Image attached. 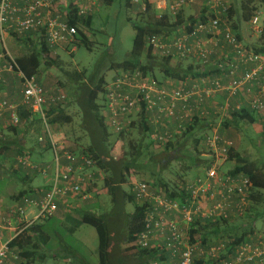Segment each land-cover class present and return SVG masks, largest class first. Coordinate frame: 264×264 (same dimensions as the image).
I'll return each instance as SVG.
<instances>
[{"label":"built area","instance_id":"built-area-1","mask_svg":"<svg viewBox=\"0 0 264 264\" xmlns=\"http://www.w3.org/2000/svg\"><path fill=\"white\" fill-rule=\"evenodd\" d=\"M0 0V79L4 71L15 73L23 87L22 105L31 113L37 114L42 123L48 127L46 115L52 105L63 102L64 94L46 96L45 91L35 78H27L18 69L15 59L5 46L6 38H26L36 34L44 38L49 50L71 48L73 53L80 44L79 23L72 24V11L78 10V17H87L94 8L104 0ZM205 2L216 14L207 22H198L188 34H180L173 38L148 36L146 47L159 57L185 59L196 55L203 65H207L212 55V45L209 42L220 34V14L225 13L228 0H158V9H168L173 14L182 10L188 3ZM144 10V8H143ZM224 14V15H225ZM258 15L252 18L251 24L258 30ZM194 45L192 38H198ZM226 40L237 50L236 55L244 64L243 73H238L237 64H231L227 70L226 84L220 79L210 81L201 77L196 83L187 86L179 82L175 88H169L156 79L147 76L141 69L120 70L105 86L103 93L102 116L109 130L114 134L130 128L133 119L143 108L149 115L152 128L150 139L159 145L174 140L184 130L182 121L189 120L193 115L210 116L213 113L207 109L206 103L217 93H226L229 98L236 97L244 87L252 93L254 84L264 80V54L246 51L236 43L229 29L226 28ZM208 40V41H207ZM216 40V38H215ZM4 62V64H3ZM248 102L250 110L259 112L264 109V90L251 95ZM228 103V100H227ZM225 105L230 109L229 104ZM234 110L242 109L240 104H234ZM14 125L20 119L15 105L7 101L0 103V117L4 113ZM177 122L171 128L170 123ZM42 143L49 142L53 152V167L47 165L42 169L34 167L46 175L52 168L50 188L40 197L23 195L16 204L8 210L0 209V264H6L14 254L7 244L31 224L53 217L59 203L70 196L83 195L89 185L90 177H82L72 153L59 146L49 130L39 137ZM207 159L199 169V174L192 180L178 186L184 190L185 202L169 199L164 189H154L146 182L133 181L132 191L138 201L149 203L146 212L145 229L137 239L141 248H150L153 243L164 248L177 259L176 264H196L197 260L205 261L206 257L213 264H264V241L261 239L244 242L237 246L234 255L228 259L221 256L226 251L223 242L211 244L207 248L192 243L190 230L197 221L228 219L229 215L241 217L251 203L253 192L249 178L243 174L232 175L223 172V166L229 161L230 151L234 148L231 140L217 132L205 135L201 142ZM62 160L67 163L62 166ZM21 164L28 165L26 159ZM91 162H87L90 164ZM150 208H152L150 210ZM150 210V211H149ZM32 215L29 219L28 216ZM5 233L9 236L6 237ZM3 237L6 240H3ZM15 258V257H14Z\"/></svg>","mask_w":264,"mask_h":264},{"label":"trees","instance_id":"trees-1","mask_svg":"<svg viewBox=\"0 0 264 264\" xmlns=\"http://www.w3.org/2000/svg\"><path fill=\"white\" fill-rule=\"evenodd\" d=\"M140 1L142 2L140 3L144 8L145 14L153 15L149 16L148 19H146V22L143 24L132 23L135 31L132 50L129 53L128 59L121 63H117L116 65H114V68L118 70H133L139 68L145 75L150 76L157 81L158 77L156 76V71L159 70L162 71V77L181 80L182 78H184V76H181L179 73H176V70L169 67L170 62L173 59L159 57L152 54L151 48L146 47V38L148 36L159 35H166L167 37L168 34L173 31V29H182L184 34H188L192 31L196 23L207 22L209 20V17H215L216 14L212 9L209 8L208 5H206L205 2L203 3V1H198L195 3H188L182 8V10L178 11L175 14L167 9L169 11V14L157 15V11L154 5L151 4L149 0ZM262 1L264 4V0ZM104 2L106 4H110L112 0H104ZM252 2V0H247L246 3L242 4V18L240 19L238 17L240 21L235 22L234 24H232L230 21L234 6L232 7L231 4L229 5L228 2L229 8L227 9L226 14H220V34L215 37L216 40L214 41V43L217 44L215 45V47L212 45L213 51L212 55L209 58L208 64L203 65L201 63V65L203 66V71L201 72L200 78H208L210 79V81L220 79L221 83L226 84L228 79L227 81H223L221 80V77H211L209 76L210 73H208L209 70H204V68H208L211 65L210 60L212 56H220V54H222V57L219 61L220 66L219 68H217L218 71H222L224 75L228 74L227 70L229 69V66L231 64H237L239 68L238 73L244 72L245 65L242 64L240 62V58L237 57L235 53L237 52V50L234 49L233 45L230 44L225 38L226 28L229 29L230 34L234 36L236 43L246 51L264 54V45L254 47L253 49L245 45L243 32L240 25L242 22L251 23L252 18L254 17V8L250 7ZM66 3L68 5H72L71 0H66ZM199 3L202 4V8L199 13L188 18L186 21L183 20L181 11H183V9L195 6ZM77 12L78 10L74 8V10L72 11V19L70 20V22L72 24L79 23V25L89 29L92 26V17H78L76 15ZM250 27L254 32V26L250 24ZM78 37L80 40V44L88 43V40L85 34L81 31V28L78 31ZM198 39H201V37L195 39L192 38L191 43L194 45L195 41ZM16 40L22 43L28 41L21 38ZM28 44L32 45V42L30 41V43ZM29 45H27L28 48ZM48 53V47L44 42V38L42 37L37 48H29V52L15 59V63L25 77L29 79L35 78L39 74L42 65L53 64V61L48 58ZM196 58L199 59L198 56H196ZM70 80L74 83L72 84V92L70 91L71 95L69 97H72L73 100L76 101V104L79 106L81 112L80 128L83 132H85L88 138V144L86 146L77 143V141L76 143L78 144L79 148H77V150L75 151H70L77 161V163L74 164V168H78V173H80L81 176H86L87 170H95L94 172L96 173V175L99 174V176L103 178L104 187L107 190V195L110 197L111 201V211L106 214H96L91 211H86L84 213H80L77 218L68 217L65 222H74V229L79 228L82 225H89L96 229L99 241L97 248L99 264H125V257L123 258V255L127 253L129 254L128 256L134 255L135 264H176L177 259H172L169 252H167L163 247L160 248L156 246L154 244L155 242L150 248H141L137 245V239L139 238L140 233L145 229V217L147 215L146 212L148 210V207H150V204L136 200L135 193H133L132 191L133 185L132 182L131 184L129 183V179L134 170H150L152 171L151 176L155 180V176H159L162 166L164 167L167 162V160L165 159L162 161L157 159L159 154H149V152H146V150H149V148L154 145V142L149 137V132L152 128L149 115H146V111L142 108L139 111L137 121L132 122L130 128L128 127L127 129L121 131L119 134H114L107 127L102 116L103 99L101 100L100 96L104 93V87L106 86L105 80L103 78L97 79V76L94 73L91 75H86V72L83 74L74 72L73 77H71ZM64 101H67V97ZM248 108H242L240 110H236L235 112L229 113L226 117L227 120L225 121V126H228V124L230 123H236V121H244L249 124H255L257 122V118L254 116L255 111ZM26 110L27 115H25L24 112L20 113L18 109L17 113L19 119H25V121L28 122L29 120H31V118H33L34 113H31V111L28 109ZM46 122L50 126L60 127L71 124L72 117L67 115L65 111L56 104L52 105L48 109ZM171 124L172 123H170V125ZM173 127L174 125L172 124L171 128ZM133 128H137L141 136V139L135 140V142H132L130 140L128 141V131ZM192 132L193 128H188L187 130H184L182 134L178 135L175 140L163 144L164 147L162 148L163 150H161L160 154L164 155L169 154L173 151L175 153L181 151L183 147V144H181V140L191 137ZM111 137L115 140L122 139L124 143L128 145V149L126 150L122 158L116 159L111 155L108 144L110 143L109 139ZM146 138L149 141L147 143V146L145 147L143 145V141ZM195 141L198 145L199 140L196 139ZM46 146L47 149L51 151L52 148L48 141ZM63 161L65 160H62V162ZM88 161L91 163L87 164ZM197 161L199 160L193 159L192 164H196ZM229 162H234V169L226 170L227 172L232 175L243 174L249 178L253 187L251 203L248 205V207L246 208V212L241 217H236L234 215L232 216V214H230L228 219L216 218L211 221H197L195 224H193L192 229L190 230L191 241L192 243H197L204 248L210 246L213 241H218L221 237L220 232L224 230L237 231L241 227H243V229H246L247 225L244 223L235 225L233 222H231L233 223L232 226L228 224V221H236V219L241 220L244 218L249 221H254L257 216L255 204L262 199V194L259 192V190L264 191V163L259 165L256 162L249 161L242 155L236 153L234 149L230 151L229 161L226 164H228ZM22 165L26 166L25 164ZM28 165H30L29 162ZM36 167L39 168V166ZM39 169H42V166ZM84 171L85 173H83ZM94 172L90 173L92 174ZM198 174H195V177ZM157 181L158 182H155L154 184H148L152 188H155L157 186H160L161 188L163 187L166 190V193H168V187H166V184H164L162 179L159 178ZM125 186L126 188L127 186L129 187V191L125 190ZM84 194L85 196L89 195V193L87 194V191ZM21 196L23 195L20 194L18 198H20ZM80 196L83 195L81 194ZM167 196L169 197V199L177 200L181 203L185 202L187 197L183 189L178 190V186L174 187L173 191L169 192ZM129 204L133 206L132 213L127 211L126 206ZM151 209L152 208H150V210ZM250 212L253 214L252 216L248 215ZM49 219H51V217L31 224L30 226L26 227L20 234L14 237L9 242V244H7L10 251L14 254L15 257H10L9 260L13 259L15 264H35L36 257H38L39 252H41L42 248L45 247L49 242V237L47 238L45 234L47 230L44 228V224L41 225V222H45ZM251 235V231L249 234V231L245 230L240 235H234V238L226 239L227 241H220L223 242L226 246V251L221 257L224 259H228L233 256L237 246L243 244L244 242H252L254 240L248 238ZM116 247L121 253H123L121 257L114 256L113 252L116 251ZM128 256L127 260L129 259ZM127 263L128 261H126V264ZM196 264H213V260H211L210 257H206L205 261L197 260Z\"/></svg>","mask_w":264,"mask_h":264},{"label":"rangeland","instance_id":"rangeland-1","mask_svg":"<svg viewBox=\"0 0 264 264\" xmlns=\"http://www.w3.org/2000/svg\"><path fill=\"white\" fill-rule=\"evenodd\" d=\"M252 1L250 7L254 8L253 15L254 17L258 15L259 18L257 24L258 30L254 28L255 31L253 32L250 27V22V24L243 22L240 24L245 45L251 49L264 45V4L262 0ZM140 2V0L139 2L136 0H112L110 4H106L104 1H101L94 9L93 13L88 15L92 17V26L89 29L80 26L88 43L78 45L73 53L68 52L71 48L57 49V55L54 52L50 53V55L48 53V58L53 61V64L42 65L39 74L35 78L43 87L47 96L64 94L67 97L66 102H61L59 105L57 104V106H60L67 115L72 117L71 124L54 127L52 130L55 142L59 146L64 147L69 151H75L79 148L77 143L83 146L88 144V138L85 132L80 128L81 112L79 106L72 97H69L72 92V84L74 83L70 79L73 77L74 72L82 74L86 72V75L94 73L97 76V79L103 78L106 84L110 82L113 76L120 71V69L118 70L114 68V65L128 59L129 53L132 50L133 39L135 36L132 23L143 24L149 16L153 15L145 14L141 5L142 2ZM228 2L229 5L231 4L232 7L234 6L232 17L230 18L231 23L234 24L242 18L241 6L246 3L247 0H228ZM201 5L202 4L199 3L181 11L183 20L186 21L188 18L198 14L202 8ZM5 46L14 59L29 52V48L15 38H6ZM0 51H2L1 46ZM161 73L162 71L157 70L156 76L162 78ZM3 74L4 72L2 75ZM5 84H8L5 88L7 93L6 95L0 96V101L4 100L16 104L17 102L13 100V95H10L11 92L9 91L13 89L16 93L22 91L20 78L13 73L12 79L10 81L9 79H6ZM253 87L254 89H252V93L245 89L243 90L245 91L244 96H242L241 93L238 94L240 96L239 100L245 101V104L242 103L245 106L250 101L252 97L251 95L264 90V80L259 85L254 84ZM1 93L2 91L0 89V94ZM100 99H103V95L100 96ZM254 116L257 118L255 124L236 121V123H230L228 126H225V120L224 122H221L222 120L219 117H216L213 128L216 129L218 134L233 142L235 147L234 151L236 153L242 155L249 161L261 165L264 163V109L257 113L255 112ZM137 119L138 116L135 117L133 121H137ZM41 126L42 123L38 122L37 126L31 130V138H34V134L40 132ZM213 128H210L209 131L203 130L202 132H197L195 136L190 138L180 139L183 147L178 153L173 151L169 154L162 155L160 152L163 150L162 148L164 145L154 143V145L151 146L149 150H146V152H149V154H159L157 159L160 161L164 159L167 160L166 165L164 167L162 166L160 174L159 176H155V180L152 178V171L150 170H134L129 179V183L131 184L133 181H143L149 184H154L155 182H158L157 180L160 178L164 184H166V187H168L167 189L169 193L173 191L174 187L192 180L195 174L199 173L200 167L203 166L202 164L206 161L203 162L201 160V157L205 152L202 144L200 143L199 146L194 140L195 138L201 139L205 135L211 134L214 132ZM128 138V141L130 140L132 142L140 140L141 136L138 129H130L128 131ZM109 140L110 143L108 144L111 155L116 159L122 158L128 149V145L125 144L122 139L115 140L111 137ZM148 141L147 138L144 139L143 145L145 147L147 146ZM52 158L53 155L51 152H48L46 159L52 160ZM192 158L198 159L199 161H197L196 164H192ZM233 169L234 162H229L223 166L222 170L223 172H226V170ZM94 171L95 170L86 171V176H90V180L89 185L85 188V192L87 191V194L89 193V195L86 196L87 199L83 200H86V203L91 201L98 202L100 213L106 214L111 211L110 197L107 195V190L104 187L103 178L99 176V174L96 175ZM90 172H94L92 173L93 175ZM83 173H85V171ZM82 177H84V175ZM10 180H12L10 177L0 180V187L2 186L0 189V197H5V195L2 194V189L7 186L6 183ZM14 182L16 185L10 184V187L17 190L25 187L22 182L17 179ZM159 188L161 187L157 186L154 189L157 190ZM162 189L164 188L162 187ZM125 190L129 191V187L127 186L126 188L125 186ZM259 192L262 194V199L255 204L257 214L256 219H254V221L250 220L251 222L246 218L231 221L235 225L244 223L247 225V228L242 230L243 227H241L237 231L224 230L220 232V239L218 241H213L212 244L220 241H227L226 239L234 238V235H240L245 230L249 231V234L251 231L252 238H256L254 240L261 239L264 241V191L259 190ZM126 207L128 212H133V206L131 204ZM248 215L252 216L253 214L250 212ZM28 218L31 219L32 215H29ZM233 223L230 225L233 226ZM74 227L75 223L72 221L65 222L55 218L47 220L44 224V228L50 235V241L45 247H43V250L39 252L35 264H68L64 261L63 257L69 256L70 254L76 255V253L81 256L80 258L84 260L85 264H99L97 252L99 241L96 229L89 225H82L75 229ZM69 229H74V231L70 232ZM5 236L8 237L9 234L5 233ZM46 249H57L56 258L50 257L48 254L43 257L42 254L46 252ZM115 250L116 251L113 252L114 256L121 257L123 253H121L117 247ZM128 255V253L123 255V258L125 257V264L126 261H128L127 264H135L134 255ZM127 256L129 257L128 260ZM77 262L79 263V261ZM6 264H15V262L11 259Z\"/></svg>","mask_w":264,"mask_h":264},{"label":"crops","instance_id":"crops-1","mask_svg":"<svg viewBox=\"0 0 264 264\" xmlns=\"http://www.w3.org/2000/svg\"><path fill=\"white\" fill-rule=\"evenodd\" d=\"M136 1L138 2V0ZM157 1L158 0H149V2L154 5L157 11V15L169 14V11L167 9H158L156 7ZM181 33H183L182 29H173V31L168 34L167 38H173L177 35H180ZM159 36L166 37V35ZM22 39L28 40L25 43L23 42V44L26 46L29 45L28 43H30V41L32 42V45H29V48H37L39 42L41 41V38L36 34H30L28 37ZM213 40L215 41V37L209 39V42H212ZM48 51L49 55L52 52L56 54L57 49H48ZM221 55L222 54H220V56L213 55L210 60L211 65L209 66L211 68H204V70H209L208 73H210L209 76L211 77H221V80L227 81L228 78L224 75V73H222V71L217 70V68H219L220 66L219 61L221 60ZM169 67L176 70V73H179L181 76H184V78H182L181 80L165 77L157 78L158 81H160L169 88H175L179 82H185L187 86H190L197 82L198 78H200L201 76V72L203 71V66L201 65L200 60L196 58V56H191L182 60L173 59L171 60ZM12 76L13 73L4 71V74L2 75V80L0 79V89L2 91L0 96L6 95L7 92L5 91V88L8 84H5V81L6 79H9L10 81L12 79ZM245 89L246 87L243 88V90ZM252 89H254V87ZM243 90L241 91L242 96L245 95V91ZM14 91V89L9 91L11 92L10 95H13V100L17 102H15L16 104L14 105L17 107L20 113L24 112V114L27 115V108L22 105V91H20L19 93H16ZM239 98V95H237L236 97L229 98L228 96H226V93H218L214 95L206 103L207 109L210 110L213 114L210 116H203L201 114L195 113V115H193L189 120L182 121L184 130H187L188 128H193L191 137L195 136L197 132H202L203 130L209 131L210 128H213L214 120H216V117H219L222 120L221 122H224V120L226 121L227 115L231 112L236 111L233 108L234 104H240L242 108H248V104H246V106L243 105L242 103H244L245 101H240ZM1 102L2 101H0V103ZM226 103L229 104L230 109H226ZM33 115V118H31V120H29L28 122L25 121V119H20V122L17 125H14L12 123L9 118V114L6 112L0 117V180L6 177H10L13 180L7 182V186L2 189V194H4L5 197H0V209L8 210V208L16 204L20 194L33 197H40L41 195H43L44 192H46L50 188L52 180V168L49 173L43 175L42 172L38 171L34 167L39 166L40 168L42 166L43 168L47 165L53 167L52 160L46 159L48 152H51V154L53 155L52 150L50 151L47 149V142L40 143L38 139L39 137L44 136L46 130H49L51 136L54 139V133L52 132V130L55 126H50L48 124V127H46L42 123L38 115ZM38 122L42 123L40 132L38 131L39 133L34 134V138H31L30 132L37 126ZM172 124L175 126L177 122H173ZM184 130L181 132V134L184 132ZM213 130L214 132H217L216 129L213 128ZM203 138L204 137H202L201 139L195 138V140H199L198 145L202 142ZM233 149H235V147ZM21 159H26L30 163V165L23 166L20 163ZM206 159L207 157L204 152V155H202L201 160L204 162ZM65 164L66 162L63 161L62 166L64 167ZM16 179L22 182V184L25 186L23 189L17 190L15 188L10 187V184L16 185L14 182ZM1 188L2 186L0 187V189ZM98 207L99 204L96 201L86 203V200H83V197L80 195L70 196L60 202L56 214L51 217V219L55 218L59 219L60 221H66L68 217L77 218L80 213H84L86 211H91L96 214H102L100 213ZM231 221H228L229 225ZM45 222H41V225L45 224ZM69 231L73 232L74 229H69ZM45 234L47 238L49 237L50 241V235L48 231L45 232ZM251 236H249L248 238L256 239L252 238ZM3 240L5 241L6 238L3 237ZM56 253L57 249H46V252H44L42 255L43 257H45L48 254L50 257L56 258ZM80 257L81 256L76 253V255L70 254L69 256L63 258L64 261H66V263L68 264H85L84 260ZM77 261H79V263Z\"/></svg>","mask_w":264,"mask_h":264}]
</instances>
